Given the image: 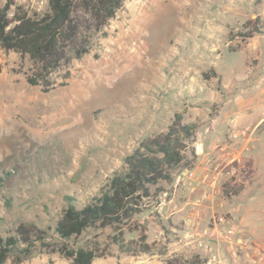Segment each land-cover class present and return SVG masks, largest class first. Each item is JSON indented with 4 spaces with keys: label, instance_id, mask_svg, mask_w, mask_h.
I'll list each match as a JSON object with an SVG mask.
<instances>
[{
    "label": "rangeland",
    "instance_id": "obj_1",
    "mask_svg": "<svg viewBox=\"0 0 264 264\" xmlns=\"http://www.w3.org/2000/svg\"><path fill=\"white\" fill-rule=\"evenodd\" d=\"M15 1L29 13L47 8L46 0L42 5L39 0ZM253 13L264 23V0H127L101 36L89 29V15L77 11L76 34L50 75L54 86L47 92L26 82V58L0 49V233L21 222L34 223L54 244L64 196L78 204L90 201L121 167L124 155L143 137L164 131L175 111L198 124L197 139H215L225 122L245 127L233 79L249 75L248 66L256 64L240 51L246 39L238 35ZM229 44L236 50L228 51ZM77 48L87 51L77 55ZM210 68L223 74L228 89L222 75L220 82L211 75L203 78ZM260 148L264 156V145ZM220 184L214 187L212 209L204 210L208 202L200 204L195 223L185 225L184 214L194 199L176 194L179 210L172 213L173 184L159 182L158 187L171 190L146 199L136 219L146 225L149 240L166 245V255H117L111 245L113 256L92 264H164L165 256L188 258L197 252L205 259L197 242L185 243L184 235L191 229L197 235L207 224L202 220L213 214L227 215L240 234L264 246L263 184H251L232 198L222 195ZM109 234V227L89 229L69 243L104 242ZM14 255L5 264H70L56 250L38 246L19 263L13 262Z\"/></svg>",
    "mask_w": 264,
    "mask_h": 264
},
{
    "label": "trees",
    "instance_id": "obj_2",
    "mask_svg": "<svg viewBox=\"0 0 264 264\" xmlns=\"http://www.w3.org/2000/svg\"><path fill=\"white\" fill-rule=\"evenodd\" d=\"M127 0H48L42 14L29 13L15 0H4L0 5V49L15 52L26 58L30 65L24 72L29 85H37L43 92L54 83L51 73L59 67L65 57V47L77 31L74 14L87 13L91 20L89 29L101 32ZM239 36L247 39L264 29L259 15L248 18L241 24ZM101 36H106L101 32ZM228 51L236 47L228 45ZM87 50L76 49L80 55ZM214 76L221 81V75L213 68L204 71L207 79ZM61 82L60 84H64ZM198 124L184 121L183 111H175L166 129L154 135L143 137L133 150L125 154L121 167L112 171L98 188L90 201L78 204L70 195L64 196L65 206L53 227L56 241L48 240L45 229L34 223L21 222L7 234L0 233V264H5L11 255L19 263L35 247L56 250L70 264H92L94 259L113 256L110 246L116 247V254H161L166 255V245L158 246L149 240L147 227L136 219L145 200L169 192L176 173L182 168H191L196 162L194 142ZM159 182L170 186L168 190L158 187ZM243 184L236 181L234 174L224 179L220 190L224 197L238 195ZM111 229L104 242L91 238L83 244L72 246L71 238L87 230ZM127 237L126 234H132ZM200 253L190 257L165 256L164 264H202Z\"/></svg>",
    "mask_w": 264,
    "mask_h": 264
},
{
    "label": "crops",
    "instance_id": "obj_3",
    "mask_svg": "<svg viewBox=\"0 0 264 264\" xmlns=\"http://www.w3.org/2000/svg\"><path fill=\"white\" fill-rule=\"evenodd\" d=\"M253 16L255 17L256 14L253 13L250 17ZM240 51L245 52L248 57L256 59L255 66H248L249 71H251L249 75L240 74L233 79L234 84H236L233 90L238 92L235 102L241 112L242 120L245 121V127L241 126V122L238 124L237 122L234 124L231 121L225 122L219 130V136L215 139L210 140L207 137L196 138L194 142L197 155L195 165L191 168H182L176 173L172 195L170 200H168V203L172 205V213H176L179 210L173 200L176 194L188 195L194 199L184 214L185 225L195 223L194 219L200 214V206L204 205V202H208V205H204V210L212 209L216 183L208 178L205 183L198 185L194 193H192L193 190L191 191L190 185L200 182V178L204 173L208 172L211 174L210 169L217 161L222 165V172L224 170L233 172L236 181L243 184L241 191L250 187L251 184L259 182L264 186V156L260 148V146L264 145L262 137V134H264V131H262L264 128V30L247 38ZM244 65L247 66L245 62ZM216 73L222 75L223 86L228 89L229 83L226 78L222 73ZM218 112L219 109L216 115ZM208 127L207 132L211 129L210 123ZM243 128L249 130L245 136L239 134V130ZM217 141L219 144L225 142L227 144L226 148L214 149L213 144ZM190 172L193 174L192 178L188 177ZM225 178L226 176H223L222 173L219 181L222 182ZM178 184L179 187L177 188ZM182 208H186L185 205ZM159 209H163V206H159ZM161 213L164 216L163 212ZM207 222L208 220H202V224ZM220 250L222 256L220 264H251L244 257L232 258L222 246H220Z\"/></svg>",
    "mask_w": 264,
    "mask_h": 264
},
{
    "label": "built area",
    "instance_id": "obj_4",
    "mask_svg": "<svg viewBox=\"0 0 264 264\" xmlns=\"http://www.w3.org/2000/svg\"><path fill=\"white\" fill-rule=\"evenodd\" d=\"M40 5L45 0H39ZM48 2V0H46ZM39 5V8L41 7ZM38 8V9H39ZM247 128L239 130L241 136H245L248 133ZM227 144L224 142L216 146V148L224 149ZM222 165L217 161L215 162L209 174L204 173L200 182L192 183L191 191L194 190L198 185L211 179L212 182L217 183L220 179V175L229 177L233 175V172L224 170L221 168ZM188 177L192 178L193 174L188 173ZM225 178V179H226ZM229 217L225 214H213L208 220L207 224L201 228L200 232L196 235L194 231H188L185 233V243L197 242L198 246L202 249L205 254L204 264H220L221 263V250L220 246L224 247L225 251L232 257H244L251 264H264V246L251 238L242 235L238 232L237 228L229 223Z\"/></svg>",
    "mask_w": 264,
    "mask_h": 264
}]
</instances>
